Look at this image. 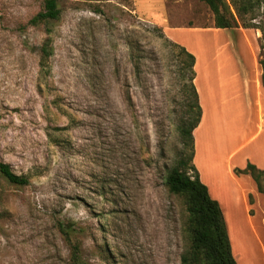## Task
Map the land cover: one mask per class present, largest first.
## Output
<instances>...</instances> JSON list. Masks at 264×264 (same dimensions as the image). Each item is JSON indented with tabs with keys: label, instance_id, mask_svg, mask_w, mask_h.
<instances>
[{
	"label": "rangeland",
	"instance_id": "374dc122",
	"mask_svg": "<svg viewBox=\"0 0 264 264\" xmlns=\"http://www.w3.org/2000/svg\"><path fill=\"white\" fill-rule=\"evenodd\" d=\"M57 5V20L33 25L44 0H0V163L29 180L0 175V264H74L72 245L80 264H181L189 213L165 185L181 162L222 198L240 264H264V133L236 151L257 119L225 61L247 51L242 33L264 61V5L251 28L225 33L203 29L213 16L199 0ZM181 47L199 61L192 145L179 131L195 117ZM241 188L246 213L232 201Z\"/></svg>",
	"mask_w": 264,
	"mask_h": 264
},
{
	"label": "trees",
	"instance_id": "16d2710c",
	"mask_svg": "<svg viewBox=\"0 0 264 264\" xmlns=\"http://www.w3.org/2000/svg\"><path fill=\"white\" fill-rule=\"evenodd\" d=\"M211 12L213 16V28L215 29H249L248 15H254L264 5V0H199ZM57 0H44L43 12L34 16L30 23L37 24L41 21H54L59 18ZM182 53L188 59L186 66L192 72L191 89L194 97L193 106L195 117L188 124L179 128L181 136L189 140L192 145V132L198 126L201 108L198 102V95L194 87V65L195 58L181 47ZM45 53V49L43 48ZM262 69L261 82L264 86V61L260 62ZM192 147V146H191ZM193 156V151H192ZM254 168H247L246 172ZM192 171V174L189 173ZM0 175L10 184L22 187L29 184L24 176L16 175L7 164L0 163ZM254 176V175H253ZM258 180V189L264 194V183L262 173L254 176ZM261 177L263 179H261ZM165 185L171 194L183 196L186 200V207L189 213L186 232L188 237V249L181 256V264H237L231 244L228 238L223 215L218 203L212 200L208 190L199 180L198 173L192 166L188 169L185 163L181 162L179 167L173 168L166 176ZM60 231L69 237L67 228L59 224ZM69 240V239H68ZM72 262L80 264L78 246L72 245Z\"/></svg>",
	"mask_w": 264,
	"mask_h": 264
},
{
	"label": "crops",
	"instance_id": "0c3cea01",
	"mask_svg": "<svg viewBox=\"0 0 264 264\" xmlns=\"http://www.w3.org/2000/svg\"><path fill=\"white\" fill-rule=\"evenodd\" d=\"M203 29L206 30H210V31H214V33H225L226 31H230L232 32L233 30H239V29H231V30H225V29H215L212 27H205ZM241 37L243 38L244 44H245V48H246V52L243 51L240 53V51L238 49H236L235 51H232L230 49H226L225 54H226V58L225 61L228 64H232V65H238V73L236 71L234 78H238L240 79L241 77H243V79L241 80L242 82V86L244 88V90L246 91L244 94L247 97V102L248 105L251 107L252 110H254V112L256 113V128L253 131L254 133L251 135V137L246 141V143L244 145H241L239 148L236 149V151H238L239 149H241L243 146H245L246 144H250L253 143L257 140V138L259 136H261L264 133V109H263V100H262V96H264V87L262 86V82H261V75H262V69L258 63V59H257V50H254L253 48V44L251 43V41H249L247 38L244 37V34H240ZM173 41V40H172ZM178 45H180V43L174 42ZM188 52V51H187ZM189 53H191L189 51ZM244 53V54H242ZM217 55H214V57H216ZM219 56V55H218ZM221 57V55L219 56ZM225 57V55H224ZM214 61V60H213ZM199 61L196 57L195 60V65H194V71H197V67H198ZM194 85L196 86V92L198 95V102L201 104L202 106V100H201V90H200V86L198 85V78L195 77L194 78ZM197 128V127H196ZM195 128V129H196ZM194 129V130H195ZM197 131V129H196ZM194 132V131H193ZM235 151V152H236ZM235 152H233L232 154L229 155V157L227 158V163H226V172L228 173L230 179L235 183L238 184L237 179L233 176L232 174V167L233 165L231 164L232 160L234 159L235 156ZM199 180L201 181L202 184H204V182L202 181L200 174H199ZM205 185V184H204ZM206 186V185H205ZM207 190H208V194L210 196V198L214 201H216L214 198H218L219 200L216 201L221 209V212H223L225 210L222 208V198H220L217 194L216 195H212L210 193L209 188L206 186ZM240 204V206L242 208H244V211L246 213V209H248V197H247V193L246 191L241 188L240 191H238V196H235L234 198L232 197V201ZM233 201V202H234ZM234 202V203H235ZM225 205L224 206L227 207V210L229 212H231L229 215H234L235 214V205ZM234 211V213H233ZM226 217L228 215H225ZM229 217V216H228ZM231 244V242H230ZM232 253L233 256L235 258V260L237 261L238 264H240L239 261V257L237 256V253L234 252V250L232 249ZM237 258V259H236Z\"/></svg>",
	"mask_w": 264,
	"mask_h": 264
}]
</instances>
